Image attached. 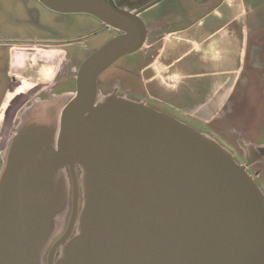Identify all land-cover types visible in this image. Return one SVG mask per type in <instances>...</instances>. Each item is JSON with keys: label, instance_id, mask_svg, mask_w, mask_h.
Instances as JSON below:
<instances>
[{"label": "water", "instance_id": "water-1", "mask_svg": "<svg viewBox=\"0 0 264 264\" xmlns=\"http://www.w3.org/2000/svg\"><path fill=\"white\" fill-rule=\"evenodd\" d=\"M39 1L59 13L94 15L123 34L80 65L76 91L61 111L53 165H33L23 153L7 161L0 176V264H41L50 217L64 197L53 175L66 165L73 213L48 264L59 248L64 255L77 225L65 264H264V193L246 168L166 112L114 93L99 97V76L145 45L144 8L135 12L114 0ZM76 165L86 187L80 215Z\"/></svg>", "mask_w": 264, "mask_h": 264}, {"label": "crops", "instance_id": "crops-1", "mask_svg": "<svg viewBox=\"0 0 264 264\" xmlns=\"http://www.w3.org/2000/svg\"><path fill=\"white\" fill-rule=\"evenodd\" d=\"M130 1L150 2L139 15L146 14L142 74L153 102L204 121L234 108L242 92L251 104L264 80V0Z\"/></svg>", "mask_w": 264, "mask_h": 264}, {"label": "flooded vegetation", "instance_id": "flooded-vegetation-1", "mask_svg": "<svg viewBox=\"0 0 264 264\" xmlns=\"http://www.w3.org/2000/svg\"><path fill=\"white\" fill-rule=\"evenodd\" d=\"M124 1L126 2H122V0H114L115 4H117V2L123 3V5L117 4L118 6L131 9L135 12L139 9L141 10L145 8L150 4V2L141 3L139 7L135 8L136 6H138L137 3H130V0ZM97 19L99 20L98 24L96 26H92L90 30L94 37L105 34L108 38L107 41H109L110 39L123 34V31L105 25L102 20H100L99 18ZM7 37L8 36H6L4 33L0 32V48H6L8 51L7 74L5 75L6 80H0V128L5 127V125L7 127L10 125V131L7 138L5 139L6 141L4 143V146L1 149L0 176L3 173L7 161L9 159H13L14 156L21 157L20 155L22 153L25 157H34V160L32 161L33 165H39L43 168L53 165V159L59 152L57 147V139L59 137L60 131L61 111L63 110L64 106L72 99L76 91V85L75 89L61 91L60 79L62 77H66L68 78V81H72L74 79V81L76 82L78 69L82 64L80 63L78 66H76L78 63V59L69 56L67 50L64 49L63 46L55 43V41L59 39L64 40L67 39V37L61 38L52 36L40 39L35 38L36 36L25 39H22V37L19 36H11L10 38ZM46 52L54 53L55 57L53 56V62V59L51 58V60L45 59V56L47 54ZM62 53L65 54L62 55ZM136 54L137 56L134 60L128 61V63H125L124 65L118 64L117 61L119 60H117L113 64L115 66L114 68L116 69L113 70L114 72L110 76L101 78V75L106 70L99 76L97 86L99 97L102 95L106 96L114 93L119 97L129 98V93H136L137 87L133 86L132 84H128V78L129 80H134L136 79V77L137 79L140 78V72L142 73L143 69H147L146 67L149 64V51L144 50L143 46V48L136 51ZM20 57H23V62L21 63L19 62ZM119 77L121 78L120 80ZM123 78H125V80L127 79L128 83L125 82ZM117 79L118 83H116ZM21 85H24V87H20ZM261 85H263L264 96V80L261 82ZM17 86H19V88L14 90V88ZM24 90H27L28 93L26 94L25 98H23V100H20L21 103L18 105V108L20 109L18 110L17 115L12 118V121L7 123L9 121V113L13 111L14 105L18 103L17 99L15 98H17L19 96L18 94H21V91ZM242 93L243 94L239 96V101H236V106L234 108L232 107L230 110H228V108H224V111L216 115L212 120L204 121L197 116H186L202 125V127L206 128L205 130H199L203 132L209 131V134L214 135L221 142L222 140H227L226 142L228 145L229 142H233L236 144L239 141L236 137H245L243 133L244 131L250 133V124L252 120L247 118V107L250 97L246 95V92ZM60 99H64V102H61V104L57 105ZM136 101L143 102L145 103V105L153 109L170 114V112L162 110L152 103L149 104L146 99ZM161 106L166 107L163 105ZM166 108L169 109L168 107ZM244 115L246 116L245 120L242 119ZM235 127H239V130L241 131L235 133L233 131ZM246 137H248L247 139L249 140L254 139L250 135ZM256 145L257 150L253 152V155H251L252 152L250 150H247L249 154L244 155L243 153L238 152L237 149L234 148L231 144L229 146H231V153L236 160L240 161L243 158L242 155L246 157L247 160H245V167L254 175V178L257 181V179L264 171V143ZM23 163L24 161H21L20 164L22 165ZM75 171L79 179L78 205L79 210H81L84 199L83 201L81 200V196L83 195L80 181L81 170L78 165H76ZM65 179H70V185L73 189L71 213L68 221L69 224L74 207V184L70 165H66L62 169L59 168L53 175L54 182H57L59 185H61V183L63 184V181H65ZM66 193L68 196H65L64 192V197L61 198V202L59 204L62 209L57 213H53L50 217L51 225L53 226V233L51 232L52 234H50L49 242L55 237L57 241L68 228L67 225V228L64 232L57 231V227L62 214L70 209V194L68 191ZM75 228L71 237L75 234ZM52 247L50 248V251ZM60 250V248L57 250L54 259L55 262ZM44 253L45 250L43 252V255ZM46 264H48V259Z\"/></svg>", "mask_w": 264, "mask_h": 264}, {"label": "rangeland", "instance_id": "rangeland-1", "mask_svg": "<svg viewBox=\"0 0 264 264\" xmlns=\"http://www.w3.org/2000/svg\"><path fill=\"white\" fill-rule=\"evenodd\" d=\"M122 2H126V1L122 0ZM130 3H133V1H130ZM117 4L123 5V3H119V2H117ZM145 16L146 14L142 13L141 18L144 20ZM70 21L73 23L70 26H68V22ZM98 22L99 20L97 19V17L91 14L58 13L46 7L39 0H0V32L8 36L7 38H10L11 36L12 37L19 36L22 37V39L33 36H36L35 38L38 39L52 37V36L53 37L67 36L68 37L67 39L64 40L59 39L55 41V43L63 46V48L67 50L69 56L78 59V63L76 66L82 63L86 58H88L94 52L95 49L101 47L108 40L105 34L94 37L93 34L90 32L92 26H96ZM64 54L65 53H62V55ZM136 56L137 54L135 52L122 57L117 62L120 65L121 64L124 65L125 63H128V61L134 60ZM7 59H8L7 49L0 48V80H4V81L6 80L5 75L7 74ZM114 67L115 66L113 65L110 68H108L101 75V78L110 76L114 72L113 70L116 69ZM120 79L121 78L119 77V80ZM60 80H61V87H60L61 91L75 89L76 82L74 81V79L72 81H68V78L62 77ZM123 80L127 83L129 81L128 84H132L133 86L137 87L136 93H132V94L129 93L128 95L129 98L134 100H141L146 98L149 104L152 103L156 107L170 112V114H173L172 116L177 117L179 120H182L183 122H187V124L189 123V125L191 124L195 126L194 128L196 129L198 128L197 130L206 129L196 121L191 120L188 116L179 114L173 110L167 109L166 107H162L161 105L153 102V100H151L147 94L146 82L141 72H140V78L138 79L136 77V79L134 80L132 79L129 80V78L128 81L127 79L125 80V78H123ZM116 83H118V79L116 80ZM260 86L261 83H259V87L258 85L257 86L255 85V88L252 90V102L247 107V118L252 119L250 124L251 127L250 133H247L246 131L243 132L245 137L250 135L254 139L249 140L247 139L248 137L245 138L238 136L236 138L239 141L236 144L233 142H229V145L231 144L234 148L237 149L238 152H241L244 155L249 154L247 150H250L252 152L251 155H253V152L257 150L256 144L264 143V96L260 94ZM20 87H24V85H21ZM17 88H19V86L15 87L14 90H16ZM27 93H28L27 90L21 91V94H18L19 96L15 98L17 99L18 103L14 105L13 111L12 112L10 111L11 113H9V121L7 123L12 121V118H14L17 115V112L20 109L18 108V105L21 103L20 100H23V98H25ZM242 94L243 93H241L240 95ZM61 102H64V99H60L57 105L61 104ZM242 119L245 120L246 116L244 115ZM9 126L7 127L5 125V127L0 128V155H1V149L3 148L4 143L6 141L5 139L7 138L8 133L10 131ZM239 129H240L239 127L238 128L235 127L233 131L235 133H238L241 131ZM204 133L209 135L212 139L217 141L221 146L225 147L231 153V146L227 144L226 142L227 140L226 141L222 140L223 142L222 143L214 135L209 134V131H205ZM244 155H242L243 158L240 161L236 160L235 157L233 156L236 162H238V164L242 165L243 167H245V162H246L245 160H247ZM247 172L255 180L254 175L248 170ZM256 182L259 185L262 192L264 193V171L262 172V174L260 175V177L257 179ZM81 186H82V194H83L81 196V200L83 201V199L85 200L86 197V192H85L86 187L83 182H81ZM61 188L63 192H65V196L67 195L66 193L67 191L70 194V199H69L70 209L62 214L57 227L58 232L59 231L64 232L66 230L70 218L72 193H73L72 186L70 185V179L69 180L65 179V181H63ZM81 212L82 210H79V215ZM79 222H80V218L78 219V223ZM78 228L79 225L76 226L74 232L75 234L72 236L69 243L64 247V255L61 252V250L59 251L55 264L67 263L66 252L72 246L73 244L72 239L78 233ZM49 238L50 235L45 243L46 245L44 247L45 253L42 256L41 264L47 263L48 253L50 251V248L52 247L53 243L56 241V237L50 242H49L50 240Z\"/></svg>", "mask_w": 264, "mask_h": 264}, {"label": "bare ground", "instance_id": "bare-ground-1", "mask_svg": "<svg viewBox=\"0 0 264 264\" xmlns=\"http://www.w3.org/2000/svg\"><path fill=\"white\" fill-rule=\"evenodd\" d=\"M209 136V135H208Z\"/></svg>", "mask_w": 264, "mask_h": 264}]
</instances>
